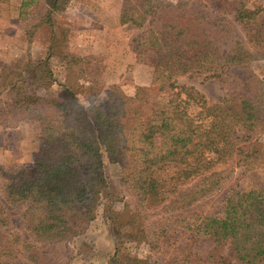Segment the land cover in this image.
<instances>
[{"label": "trees", "instance_id": "trees-1", "mask_svg": "<svg viewBox=\"0 0 264 264\" xmlns=\"http://www.w3.org/2000/svg\"><path fill=\"white\" fill-rule=\"evenodd\" d=\"M70 1L51 0L47 21ZM218 11L210 12L201 0L125 1L122 25L149 24L139 45L155 55L157 93L137 87L130 96L118 89L100 103L89 96L86 107L75 93L76 87L92 90L78 84L80 58L62 55L69 70L78 69L60 84L64 101L40 93L57 82L50 58H29V80L22 70L3 68L0 96L7 93L12 100L6 116L15 125L37 123L41 144L33 153L34 175L23 166L0 167V264H50V248L88 231L110 184L105 154L123 169L120 182L134 200L130 224L152 253L160 252L170 228L213 241L205 255L191 252L166 264H233L220 256L228 242L236 264H264L263 186L233 190L212 215L173 213L219 191L231 173L218 167L235 157L247 172L264 170V81L253 67L264 60V23H259L264 7L223 0ZM39 26L27 31L29 42ZM238 27L248 31L245 38ZM235 73L244 76L238 93L214 103L195 88L178 85L182 76L226 82ZM167 166L178 173L163 177L159 171ZM194 180V192L172 200L180 184ZM11 210L17 211L21 229H14ZM122 246L115 264H145Z\"/></svg>", "mask_w": 264, "mask_h": 264}, {"label": "rangeland", "instance_id": "rangeland-1", "mask_svg": "<svg viewBox=\"0 0 264 264\" xmlns=\"http://www.w3.org/2000/svg\"><path fill=\"white\" fill-rule=\"evenodd\" d=\"M51 0H9L0 4V75L5 67L22 70L26 79L32 78L29 58L47 62L55 73L56 84L48 90H40L42 95L66 100L64 84L67 74L77 75V66L67 68L62 55L83 60L79 68L83 71L81 84L90 89L76 87L79 101L89 106V96H96L98 103L122 89L127 95H134L137 87H144L153 93L158 92L155 85V55L144 51L139 45L149 28L120 23V12L127 0H71L67 8L54 13L50 22L45 17ZM141 4L142 0H132ZM170 3H185L187 0H164ZM210 12H219L223 0H201ZM245 2L247 7H264V0H227ZM264 23V14L259 17ZM40 24L35 31L32 43L27 31ZM242 38L248 31L238 27ZM54 52V56L52 55ZM254 70L264 81V60L254 63ZM81 74V72H79ZM243 75L235 73L232 78L222 82L219 79H206L205 76H182L178 85L193 87L202 93L210 103L235 95L241 88ZM30 82V81H29ZM30 87V83L28 84ZM12 108V100L6 93L0 96V167L26 168L34 175L33 153L41 144L39 125L34 121H21L16 125L9 122L6 112ZM14 124V125H12ZM264 144V138L262 139ZM104 162L109 178V187L102 195V206L96 220L82 236L67 244H58L49 249L50 264H115L117 250L122 246L132 258L151 264H166L181 259L188 253L207 254L213 249L210 239L197 240L191 232L182 228H170L159 253L154 254L144 243L137 226L130 221L134 213V200L120 182L122 167L114 157L105 154ZM228 170L229 179L224 181L214 195L197 201L191 207L173 212L174 214L212 215L217 213L226 197L235 189L249 190L264 187V170L247 172L238 165L235 157L230 163L218 167V171ZM178 168L167 166L159 171L163 177H173ZM198 181L180 184L173 201L195 191ZM120 192V198L113 194ZM128 205V206H126ZM11 209V208H9ZM14 229L22 228V221L16 210H11ZM24 234V231H23ZM25 236V234H24ZM26 238V236H25ZM224 259L236 264L230 242L220 253ZM26 264V262H25Z\"/></svg>", "mask_w": 264, "mask_h": 264}]
</instances>
